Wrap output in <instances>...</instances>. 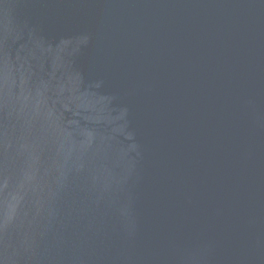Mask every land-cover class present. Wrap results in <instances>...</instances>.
Masks as SVG:
<instances>
[{"label":"water","instance_id":"obj_1","mask_svg":"<svg viewBox=\"0 0 264 264\" xmlns=\"http://www.w3.org/2000/svg\"><path fill=\"white\" fill-rule=\"evenodd\" d=\"M0 264H264V0H0Z\"/></svg>","mask_w":264,"mask_h":264}]
</instances>
